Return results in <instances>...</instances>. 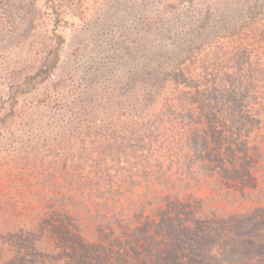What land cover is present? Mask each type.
<instances>
[{"label":"rangeland","instance_id":"rangeland-1","mask_svg":"<svg viewBox=\"0 0 264 264\" xmlns=\"http://www.w3.org/2000/svg\"><path fill=\"white\" fill-rule=\"evenodd\" d=\"M256 23L264 26V0H0V264H39V238L27 241L24 227L27 221L38 223L40 210L53 208L47 199L59 193L53 185L59 165L55 145L78 144L60 130L67 121L81 115L133 116L146 97L140 87L148 91L153 69L172 66L203 42L250 36ZM52 63L51 75L39 72ZM242 186H249L248 180L230 182L231 194L222 202L246 206L235 210V216L246 215L244 222L198 225L194 250L185 237L179 241L181 264L189 258L195 264H264V185L250 191L260 203L245 198L248 188L241 195ZM221 199L203 191L185 211L195 205L206 211ZM180 205L161 203L157 214L168 212L166 218L173 219ZM157 216L155 225L163 215ZM161 238L155 237L160 256ZM117 248L104 264H134L133 257L117 259L129 250L127 241Z\"/></svg>","mask_w":264,"mask_h":264},{"label":"trees","instance_id":"trees-1","mask_svg":"<svg viewBox=\"0 0 264 264\" xmlns=\"http://www.w3.org/2000/svg\"><path fill=\"white\" fill-rule=\"evenodd\" d=\"M255 25L250 36L203 42L172 66L153 69L148 91L140 87L146 97L136 103L133 116L81 115L65 123L61 132L78 144L55 145L59 165L53 185L59 193L47 199L54 201L53 208L40 210L38 223L27 221L24 227L27 241L39 238V264L51 258L54 264L63 259L65 264H104L122 239L130 248L117 254L120 262L133 257L134 264H181L185 254L179 241L185 237L194 250L198 225L244 222L246 215L235 216V210L246 206L222 201L231 194L230 182L248 180L241 195L248 188L245 198L261 202L250 194L264 185V26ZM54 68L52 63L39 72L46 77ZM203 191L222 197L221 205L185 211ZM161 203L181 204V212L168 219V212L157 214ZM156 214L163 216L155 225ZM134 217H145L144 222ZM151 225L155 235L149 233ZM159 236L162 256L155 250Z\"/></svg>","mask_w":264,"mask_h":264}]
</instances>
